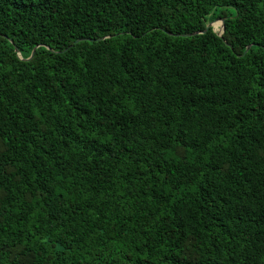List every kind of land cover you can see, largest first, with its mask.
I'll return each mask as SVG.
<instances>
[{
  "label": "trees",
  "instance_id": "1",
  "mask_svg": "<svg viewBox=\"0 0 264 264\" xmlns=\"http://www.w3.org/2000/svg\"><path fill=\"white\" fill-rule=\"evenodd\" d=\"M0 264H264V0H0Z\"/></svg>",
  "mask_w": 264,
  "mask_h": 264
},
{
  "label": "water",
  "instance_id": "2",
  "mask_svg": "<svg viewBox=\"0 0 264 264\" xmlns=\"http://www.w3.org/2000/svg\"><path fill=\"white\" fill-rule=\"evenodd\" d=\"M216 21H219V29H218V30H215V29L213 28V26H212V23H213V22H216ZM208 28H211L212 31H214L217 35L220 36V35L223 33V31H224V18H216V19H214L213 21L208 22V23L206 24L205 29H204L203 31H195V32H192V33H186V34H183V36H189V35H194V34L202 33V32H204V31H206ZM104 38H105V37H100V38H98V40H101V39H104ZM8 40H9V42L12 43V40H11V39H8ZM79 40H81V39H76L74 42H78ZM88 40H92V39H88ZM249 46H250V45L246 46L245 51L249 48ZM36 47H37V46H36ZM36 47H34V48L31 50L29 56H28L27 58H25L24 60H29V59H31V58L33 57V54H34V51H35V48H36ZM13 48H14V51H16V52L18 51V49H17V47H16L15 45H13ZM46 48H48V47L46 46ZM18 57L21 58L19 55H18Z\"/></svg>",
  "mask_w": 264,
  "mask_h": 264
},
{
  "label": "bare ground",
  "instance_id": "3",
  "mask_svg": "<svg viewBox=\"0 0 264 264\" xmlns=\"http://www.w3.org/2000/svg\"><path fill=\"white\" fill-rule=\"evenodd\" d=\"M216 24H217V29H215ZM212 26H213V28H214L215 30H218V29H219V21L213 22V23H212Z\"/></svg>",
  "mask_w": 264,
  "mask_h": 264
}]
</instances>
